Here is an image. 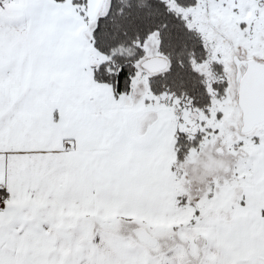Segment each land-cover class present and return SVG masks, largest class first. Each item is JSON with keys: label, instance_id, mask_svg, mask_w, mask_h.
<instances>
[{"label": "snow or ice", "instance_id": "obj_1", "mask_svg": "<svg viewBox=\"0 0 264 264\" xmlns=\"http://www.w3.org/2000/svg\"><path fill=\"white\" fill-rule=\"evenodd\" d=\"M0 264H264V0H0Z\"/></svg>", "mask_w": 264, "mask_h": 264}]
</instances>
